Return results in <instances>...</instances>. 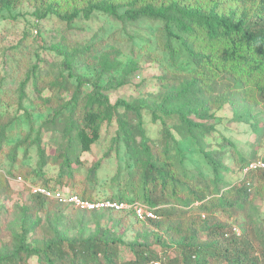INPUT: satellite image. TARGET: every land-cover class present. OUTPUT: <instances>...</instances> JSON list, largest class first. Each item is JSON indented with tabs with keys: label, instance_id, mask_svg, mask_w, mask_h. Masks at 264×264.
Segmentation results:
<instances>
[{
	"label": "trees",
	"instance_id": "trees-1",
	"mask_svg": "<svg viewBox=\"0 0 264 264\" xmlns=\"http://www.w3.org/2000/svg\"><path fill=\"white\" fill-rule=\"evenodd\" d=\"M70 1L71 6L51 0L34 15L39 20L52 15L66 23L90 20L94 13L129 22L143 19L159 22L163 50L177 67L185 66L192 88L208 84L218 91L216 96L221 103L249 93L264 107V0H232L235 6L230 9L223 8L224 0ZM17 3L18 0H0V12L10 11ZM73 62L68 56L63 59L59 73L67 74L65 77L58 74L52 84L40 72L30 79L37 98L54 110L52 118L43 122L40 129L46 130L62 149L57 156L61 163L49 158L45 148L34 141L32 150L26 148L23 152V163L27 165L24 168H30L20 175L31 178L30 185L51 189L68 184L64 177L79 172L81 154L89 153L99 143L103 126L115 124V138L107 156L110 159L113 148L117 156L123 149L124 165L110 179V193L101 199L139 203L157 218L140 221L131 211H83L28 192L22 219L12 233L9 249L0 254V264H30L32 258L35 264H264V224L258 222L259 216L252 214L250 224L242 230L233 223L212 222L205 229V240L196 237L200 230L191 220L192 213L203 218L218 213L234 220L239 212L249 208L252 211L260 189H264V168L246 173L243 169L257 160H244L237 154L241 177L228 184L224 181L223 172L227 168L222 160L200 145L208 131L197 119L207 116L200 114L201 108L200 112L189 109L199 103L196 96L186 92V104L165 100L153 108L144 107L150 111V118L159 123L158 136L153 138L136 111L140 106L111 103L105 94L109 90L102 83V74L83 78L73 70ZM56 84L70 85L73 90L66 100L55 105L52 98H59ZM27 85L28 82L24 86ZM44 89L49 96H42ZM185 91L182 89L181 93ZM24 93L20 92L19 97ZM19 103L21 108L22 98ZM23 114L30 123L29 115L25 111ZM10 130V122L0 124V153L9 146ZM188 142L194 144L205 170L190 167L188 154L184 152ZM9 147L7 160L13 166L20 148ZM31 152L33 163L26 161ZM100 166L89 170L90 182L98 181ZM17 172L18 168L10 174ZM67 192L89 201L99 199L93 197V189ZM66 209L95 215L127 213L136 222L152 228L155 244L136 239L125 242L100 229L86 238H70L67 231L71 220L65 214ZM233 227L239 230V235L232 232ZM40 228L46 235L36 234ZM161 234L172 239V243L166 244ZM125 255L128 257L123 259Z\"/></svg>",
	"mask_w": 264,
	"mask_h": 264
},
{
	"label": "rangeland",
	"instance_id": "rangeland-1",
	"mask_svg": "<svg viewBox=\"0 0 264 264\" xmlns=\"http://www.w3.org/2000/svg\"><path fill=\"white\" fill-rule=\"evenodd\" d=\"M52 1L69 3L71 6L70 0ZM49 2L51 0H18L13 9L0 12V124L10 122L8 145L20 148L19 157L12 162L13 166L7 160L9 146L0 153V254L9 249L12 233L22 219L23 208L30 196L27 188L32 179H24L20 175L30 168H24V150H30L32 143L37 141L45 148L49 158L57 159L62 151L49 133L40 129L43 122L52 118L54 110L37 98L30 79L39 76V72L46 76V82L50 84L58 74L65 77L66 71L59 72L66 56L74 59L72 68L83 78L92 79L102 74V83L109 90L105 94L111 103L128 102L140 106L136 111L145 120L149 136L153 138L158 136L159 123L150 118V111L144 107L153 108L165 100L176 105L186 104V92L196 96L199 103L189 109L200 112L201 108L200 114L207 116L202 120L197 119L208 131L200 145L216 153V158L222 160L227 168L223 177L228 184H234L241 177L238 155H242L244 160L264 161V107L249 93L221 103L216 96L218 91L210 89L208 84L192 88L190 73L184 71L185 66L182 69L177 67L163 50L164 37L159 31V22L146 19L129 22L101 13H94L90 20L78 19L71 23L62 22L52 15L37 19L34 12ZM234 6L232 0L223 1V8ZM26 82L28 85L25 87ZM63 84L55 86L59 96L58 99L52 98L55 105L66 100L73 90L72 86ZM182 89L186 91L181 93ZM22 91L25 93L19 97ZM47 95L50 93L44 89L42 96ZM24 111L29 115L30 123ZM115 128V124L103 126L99 143L89 153L81 154L79 172L64 177L68 184L56 185L58 189L73 192L93 189V197L97 199L110 193V179L124 165L123 149L117 156L113 148L110 159L107 156L115 138ZM172 134L177 137L174 131ZM184 152L188 154L190 167L198 166L205 170L204 161L194 144L188 142ZM28 159L26 161L34 162L33 152L29 153ZM57 163L60 164L61 160L57 159ZM99 165L98 181L90 182L87 176L89 170ZM17 168L20 172L11 175L10 172ZM120 182H123L122 179ZM260 190L259 197L252 204L253 210L249 208L239 212L234 220H228L218 213L205 218L192 213L191 220L200 230L196 237L205 240V229L217 221L236 224L242 230L250 224L252 214L259 216L258 222L264 224V189ZM65 214L71 220L67 231L70 238H86L100 229L108 230L111 236L122 238L125 242L136 239L155 244L152 228L136 222L127 213L105 212L95 215L66 209ZM182 224H185L184 220ZM36 234L46 235V232L40 228ZM161 237L166 244L172 243V239L165 234H161ZM127 257L125 255L123 259ZM35 262L34 258L30 260V264Z\"/></svg>",
	"mask_w": 264,
	"mask_h": 264
},
{
	"label": "built area",
	"instance_id": "built-area-1",
	"mask_svg": "<svg viewBox=\"0 0 264 264\" xmlns=\"http://www.w3.org/2000/svg\"><path fill=\"white\" fill-rule=\"evenodd\" d=\"M257 168H264V162L262 160H257L255 162L249 163V165L243 169V172L246 173ZM28 188L29 192L33 195H40L49 199H54L60 204L68 205L83 211H131L133 212L134 216L140 221L157 218L156 214L152 210L145 208L139 203L117 202L105 199L89 201L81 198L78 195L70 194L67 191L61 189H51L36 185H29ZM232 232L239 235V230L236 227L232 228Z\"/></svg>",
	"mask_w": 264,
	"mask_h": 264
}]
</instances>
